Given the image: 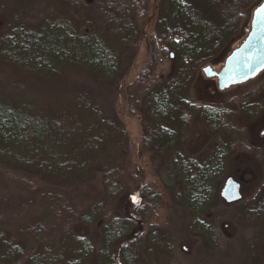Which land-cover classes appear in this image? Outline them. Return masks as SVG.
<instances>
[{
  "label": "trees",
  "instance_id": "1",
  "mask_svg": "<svg viewBox=\"0 0 264 264\" xmlns=\"http://www.w3.org/2000/svg\"><path fill=\"white\" fill-rule=\"evenodd\" d=\"M256 1L161 0L149 38L148 67L126 88L129 113L140 119L144 147L155 157L174 149L177 139L168 132L188 128L196 113L217 141L211 156L182 161L186 178L172 190L176 201L197 217L214 211L215 181L234 156L255 157L258 166L252 172L264 171L256 152L261 146H250L248 131L235 123L241 115L250 120L264 117V100L251 111L252 106L242 101L225 106L204 98L195 104L182 97L180 89L165 99L158 93L167 90L168 81L192 82L217 61L241 33L243 12ZM150 2L60 0V8H54L46 0H0V64L45 85L60 84L67 73L80 72L98 89L113 90L128 75L122 69L124 62L132 66L137 58ZM164 58L171 69L163 78L155 72ZM98 99L80 90L71 99L41 104L15 102L0 93V165L60 191L92 182L98 175L104 188L103 200L82 213L60 192H48L38 194L47 210L40 219L21 222L12 231L0 221V264H177L176 239L170 231L155 225L145 231L136 217L112 214L113 205L127 194L123 173L130 163V137ZM138 195L140 219L155 215L163 204L160 194L148 186ZM221 204L227 209L218 205L215 208L222 213L203 219L200 230L208 245L226 252L221 225L233 218L263 231L260 263L264 264V188L254 209L232 210L234 204ZM93 229L99 231L100 250L91 240Z\"/></svg>",
  "mask_w": 264,
  "mask_h": 264
},
{
  "label": "rangeland",
  "instance_id": "2",
  "mask_svg": "<svg viewBox=\"0 0 264 264\" xmlns=\"http://www.w3.org/2000/svg\"><path fill=\"white\" fill-rule=\"evenodd\" d=\"M46 1L51 2L54 8H60V0ZM160 2L161 0H151L149 20L138 45L137 58L132 66L124 62L122 69L128 70V75L113 90L98 89L80 72L67 73L60 84L45 85L31 78L19 76L0 64V93L15 102L36 101L41 104L62 97L71 99L80 90L98 96L103 111L111 119L120 121L130 137V163L123 173L127 194L113 205L112 214L136 217L143 223L145 231L151 225L170 231L176 239L177 264H261L262 230L247 223H237L230 218L228 223L221 225L222 234L226 240L225 253L210 247L205 240L204 233L202 234L200 230L204 225V218L211 215L216 217L221 209H227L221 204L225 202L221 193L229 179L240 183L243 196L238 204H234L232 210L244 209V207L254 209L264 188V171L255 169L252 172L253 168L258 166L254 165L255 157L237 154L229 161L226 173L215 181L216 188H218L213 197L214 211L210 215L207 214L208 216L203 214L197 217L186 206L180 204L182 203L180 200L176 201L172 190L186 178L181 168L184 159L192 158L193 161L199 162L200 159H205L215 153V142L217 141H214L204 129L201 114L194 115L188 128H176L173 133L168 132L169 136L174 135L177 139L175 147L157 158L151 150L144 147V128L140 119L129 113L126 88L148 67L151 56L149 38L154 32ZM263 2L264 0H257L251 9L243 12L245 21L241 33L235 37L217 61L204 68L211 66L217 72L221 70L226 58L249 35L253 13ZM36 24L37 22H29V26L35 27ZM204 68L192 82L186 83L184 78L166 82L164 86L167 90L158 95L161 99H165L180 89L181 96L186 100H192L195 104L206 98L208 103L220 102L228 106L236 100L237 102L242 101L246 107L252 106L251 111H254L255 105L258 106L264 100V72L247 84L220 92L217 80L207 78L203 73ZM170 69L169 60L164 58L161 63H158L155 73L158 77L164 78ZM250 118L241 115L235 123L238 127L248 131L246 142L250 146L252 143L261 146V150L256 152L264 161V117H256L254 120ZM143 186H148L154 192L159 193L163 204L157 209L155 215L140 219L136 209L138 204H141L138 193ZM30 187L33 189L30 190ZM48 192H60V195L81 213L104 198V188L99 175L94 181L82 184L75 189L60 191L38 178L0 165V221L6 222L12 231V228L21 222L25 224L31 218L40 219L47 210L43 198L38 194ZM218 205L222 207L219 210L215 208ZM90 234L93 237L91 240L94 247L100 250L99 231L93 229Z\"/></svg>",
  "mask_w": 264,
  "mask_h": 264
},
{
  "label": "water",
  "instance_id": "3",
  "mask_svg": "<svg viewBox=\"0 0 264 264\" xmlns=\"http://www.w3.org/2000/svg\"><path fill=\"white\" fill-rule=\"evenodd\" d=\"M261 8L264 2L253 13L249 35L226 58L221 70L217 72L211 66L203 70L207 78L217 80L220 92L247 84L264 72V16L258 14ZM221 197L227 204L239 202L242 199L240 183L229 179Z\"/></svg>",
  "mask_w": 264,
  "mask_h": 264
},
{
  "label": "snow or ice",
  "instance_id": "4",
  "mask_svg": "<svg viewBox=\"0 0 264 264\" xmlns=\"http://www.w3.org/2000/svg\"><path fill=\"white\" fill-rule=\"evenodd\" d=\"M258 14L261 16H264V8H261L260 10H258Z\"/></svg>",
  "mask_w": 264,
  "mask_h": 264
}]
</instances>
